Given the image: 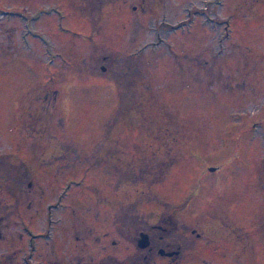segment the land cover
<instances>
[{
  "label": "rangeland",
  "instance_id": "obj_1",
  "mask_svg": "<svg viewBox=\"0 0 264 264\" xmlns=\"http://www.w3.org/2000/svg\"><path fill=\"white\" fill-rule=\"evenodd\" d=\"M0 161V264H264V0H0Z\"/></svg>",
  "mask_w": 264,
  "mask_h": 264
},
{
  "label": "flooded vegetation",
  "instance_id": "obj_2",
  "mask_svg": "<svg viewBox=\"0 0 264 264\" xmlns=\"http://www.w3.org/2000/svg\"><path fill=\"white\" fill-rule=\"evenodd\" d=\"M100 68L102 72L106 70L104 66H101ZM141 223L142 222H139L138 220L132 221L131 226L127 228L130 232L132 231L131 235L127 239L133 241L136 248L133 259L128 264L180 263V260L182 258L181 253L185 250V247L183 250L181 244L178 243L179 240H177V237L179 236H177V232L179 228L177 227V225L175 223L169 222L166 219H161V216L157 219L156 224L149 225L146 224V221L143 224ZM169 225L170 230H173V236H168L166 233L169 230ZM122 233L129 234L125 231ZM141 234L146 235L147 244L144 247H140L138 245ZM198 235L199 234H197L196 236L198 237ZM189 244L190 243L187 244L188 246L186 245L187 248H190ZM159 260L160 262L158 263Z\"/></svg>",
  "mask_w": 264,
  "mask_h": 264
},
{
  "label": "trees",
  "instance_id": "obj_3",
  "mask_svg": "<svg viewBox=\"0 0 264 264\" xmlns=\"http://www.w3.org/2000/svg\"><path fill=\"white\" fill-rule=\"evenodd\" d=\"M55 92H57L56 90H55ZM55 92H54V94H55ZM120 106V105H119ZM117 107V110L115 111V117H114V119L116 120V119H118L119 117H120V115H121V113H122V110H121V107ZM174 160L175 159H173V160H167V161H163V163H162V168L160 169V176H159V179H161L166 173H167V171H168V169H169V166L174 162ZM0 166L1 167H3V162L2 161H0ZM22 172L20 171V178L21 177H23L24 175H26V177L27 176H29V172H28V170L25 168V166H23L22 167ZM21 183H22V181H20ZM171 213L172 212H170V210H167L165 213H162V215H161V219H166V220H168L169 222H172V223H175L176 224V220L175 219H173L172 218V215H171ZM132 218L134 219V220H130L129 219V221H128V226L126 227V229L128 228V227H130L131 226V223H132V221H135V219H137L138 217H135V216H132ZM120 227V226H119ZM118 227V228H119ZM168 229L170 230V225L168 226ZM169 230L166 232L167 233V235L168 236H173V230L171 229L170 230V232H169ZM190 246L189 247H192L193 245H194V242H190V244H189Z\"/></svg>",
  "mask_w": 264,
  "mask_h": 264
},
{
  "label": "water",
  "instance_id": "obj_4",
  "mask_svg": "<svg viewBox=\"0 0 264 264\" xmlns=\"http://www.w3.org/2000/svg\"><path fill=\"white\" fill-rule=\"evenodd\" d=\"M214 168H210V170H213ZM146 244H147V241H146V235L145 234H141L140 235V239H139V243H138V245L140 246V247H144V246H146Z\"/></svg>",
  "mask_w": 264,
  "mask_h": 264
}]
</instances>
